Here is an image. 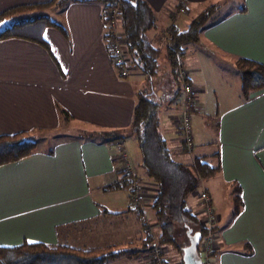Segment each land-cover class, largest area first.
Returning a JSON list of instances; mask_svg holds the SVG:
<instances>
[{
  "label": "crops",
  "instance_id": "obj_1",
  "mask_svg": "<svg viewBox=\"0 0 264 264\" xmlns=\"http://www.w3.org/2000/svg\"><path fill=\"white\" fill-rule=\"evenodd\" d=\"M40 1L48 2L0 0V12ZM144 1L154 14L146 36L167 65L166 52L161 55L166 30H182L200 9L214 8L202 21L198 39L181 44L178 57L195 99L189 115L191 147L183 146L177 129L182 83L174 89L171 77L142 87L145 74L131 64L124 75L118 74L102 35V3L48 5L43 11L61 28L45 25L42 43L22 35L0 37V133L25 130L36 144L42 143L27 155L0 163V246L23 239L82 249L126 242L133 253L100 264H143L136 251L144 250L149 232L129 203L115 149L109 140L75 134L98 128L130 135L126 129L135 94L154 90V96L158 89V132L170 157L190 163L196 156L214 169L185 199L198 217L202 206L196 187L210 196L217 217L210 229V264H264V84L242 87L235 66L237 56L264 66V0ZM27 12L16 11L6 19ZM59 108L69 117L62 119ZM69 120L74 128L64 126ZM140 179L151 201L156 186L145 171ZM143 208L156 232L151 208Z\"/></svg>",
  "mask_w": 264,
  "mask_h": 264
},
{
  "label": "trees",
  "instance_id": "obj_2",
  "mask_svg": "<svg viewBox=\"0 0 264 264\" xmlns=\"http://www.w3.org/2000/svg\"><path fill=\"white\" fill-rule=\"evenodd\" d=\"M67 1L76 0H64L63 4ZM97 1L102 3L103 19L109 8H115L117 18L114 20L113 26L116 27L117 34L124 40L122 49L125 51L127 63L145 74L146 78L151 79L156 71V57L159 50L158 47L151 43L152 41L147 38L145 33L152 25V18H154L150 5L144 0ZM54 3L55 0H48V2H28V4H16L14 7L4 8L0 12V37L7 34L22 35V37L32 38L34 41L42 43L41 34L45 25H57L60 27L55 18L43 11L45 7L54 5ZM211 6L212 4L200 9L197 14L190 17L186 22V28L179 30L178 27L171 26L165 32V40L163 42V47L166 49L165 58L169 61L168 71L172 74V80L176 84L178 81L182 84L185 83L183 81L185 74H181L177 68L180 64L178 61L179 54L183 53L181 44L198 39V30L202 21L210 15ZM29 9H33L34 12L27 16H19L15 20L6 19V16L16 11L26 12ZM180 10L181 8H178V11ZM105 30L102 33L103 38L106 36L107 31L105 32ZM106 46L109 52V47L108 45ZM235 64L242 87L246 84H253L254 86L264 84V66L262 64L254 61V59L241 56L236 57ZM153 91L145 92L141 90L135 94V103L132 104V113L128 122V129L126 130L135 138L136 148L139 151L138 166L143 172L145 171L156 186L153 193L154 196L148 204L157 224V234L154 237V241L156 244L175 246L176 251L180 255V250L183 246L174 240V236L177 237L179 235L177 229L185 231V237H187L185 229L198 230L200 233L199 238L206 235L208 229L212 230L213 225L206 228L199 224V218L186 205L185 199L186 193L198 184V180L211 174L214 169L209 167L208 164L201 162L199 157L196 156L190 163L176 161L170 157L169 149L165 146V139L158 132V101L152 98ZM57 113L60 114L62 119L69 117V114L64 109L59 108ZM25 132V130H21L0 133V163L12 159L15 160L33 150L36 140L28 137ZM76 132L77 134L75 135L81 138L99 139V141L109 140L111 145L118 138L125 137L122 132H115L110 129L105 131L98 128L92 130L82 128ZM114 154H116V149ZM123 185L125 184L123 183ZM147 235L149 239L152 237L150 232ZM130 244L126 242L112 243L104 247L82 249L70 247L63 243L49 245L39 240L29 241L23 239L19 243H14V245L0 246V264H100L110 261L113 257L123 255V253H133L134 251ZM144 244V249H149L152 246L150 243L147 244L148 246L146 243ZM198 247L199 242L195 248L197 253ZM210 249L208 251L209 256L211 255ZM180 263L181 255L177 261V264Z\"/></svg>",
  "mask_w": 264,
  "mask_h": 264
},
{
  "label": "built area",
  "instance_id": "obj_3",
  "mask_svg": "<svg viewBox=\"0 0 264 264\" xmlns=\"http://www.w3.org/2000/svg\"><path fill=\"white\" fill-rule=\"evenodd\" d=\"M105 13V12H104ZM105 17L102 20L104 23V28L106 29V40L109 47V52L111 54L110 60L116 65V69L120 75H124L129 68V63H127V58L125 57V51L122 49V44L124 40L117 34V29L114 27L113 23L116 20L115 8H109L104 14ZM178 71L181 74H185L181 66H178ZM191 85L187 83L182 84V103L180 107V113L178 114V133L181 135V140L186 148L191 147L192 133H190L191 123L189 121L190 111L194 108L195 99L191 92ZM123 138H118L114 141L112 146L116 149V154H114V159L118 163L117 170L121 172L123 183L127 188V196H129V203L131 207L136 208L137 215L140 220L146 221L144 226L145 229H149V222L145 220L144 217V206L149 204L148 196L146 195V185L140 179L134 168V163L129 159L127 155L126 148H124ZM196 192L198 198L201 202V211L198 213L199 224L202 226L211 227L217 221V217L214 213L213 205L210 203V196L208 193L202 189L201 186L196 187ZM154 193V191H153ZM152 200V199H151ZM213 233L208 229L207 234L202 238H199L198 254L200 255L201 264H210V256L208 254L209 249L213 244ZM145 258L143 264H165L164 256H162V246L154 245L147 249L145 253Z\"/></svg>",
  "mask_w": 264,
  "mask_h": 264
},
{
  "label": "rangeland",
  "instance_id": "obj_4",
  "mask_svg": "<svg viewBox=\"0 0 264 264\" xmlns=\"http://www.w3.org/2000/svg\"><path fill=\"white\" fill-rule=\"evenodd\" d=\"M63 2H64V0H55V3H54V5H55V7L56 6H58L59 8H61L62 6H63ZM204 6H206V5H204ZM203 6V7H204ZM212 9H214V8H212ZM212 9H210V10H212ZM224 9H226L225 7H223V8H221L219 11L222 13L223 11H224ZM45 10V9H44ZM216 10V9H215ZM30 11H32V10H28V12L27 13H30ZM34 11V10H33ZM228 11V10H227ZM104 24V23H103ZM162 52H161V55H163L164 54V51L166 52V49L163 47L162 48ZM160 55V56H161ZM157 58H158V60H157ZM160 60H162V57H156V62H157V67H156V71H155V73L152 75V77H151V79H148V78H146V76L145 75H141V85H142V87H146V88H149L150 86H148V85H151L152 84V86H153V84H156L157 83V85L159 84L160 85V83H167V79H170V81H171V77H173L172 76V74H170L169 73V64L167 65V63L165 62V61H160ZM178 68V67H177ZM235 69V68H234ZM226 71H228V70H226ZM235 71V70H234ZM237 72V71H236ZM228 73H230L231 74V72L230 71H228ZM143 74V73H142ZM180 77V76H179ZM148 83H150V84H148ZM174 84V89H176L177 90V88H178V85L175 83V82H173ZM226 83V86H231L232 84L231 83H229V82H225ZM162 88H163V91H164V87L162 86ZM218 90V89H217ZM162 91V92H163ZM157 92H158V89H157ZM155 93V95L153 96V94H152V98H154V99H156V100H159V99H161V96H159V93ZM219 92V91H218ZM219 93H221V92H219ZM213 96L214 97H216L214 94H213ZM215 99V98H214ZM215 103V102H214ZM214 103H213V101H212V103H211V105H210V103H209V106H211V108L214 106ZM72 124V122L69 120V121H67L65 124H64V126H67L66 128H68L69 127V125H71ZM69 128H74V127H69ZM70 130H73V129H70ZM67 133H71V131L69 132V131H66ZM125 137H124V141H123V143H124V148H126V151H127V155H128V157H129V159L130 160H132V162L135 164L134 165V168H135V171L137 172V174L140 176V178H141V175L143 174V172H141L142 170H141V168L137 165L136 166V163H137V159H138V153H139V151H138V148H136V144H135V138H134V136H132L131 134L130 135H124ZM41 142H38L36 145L38 146V147H40L41 146ZM144 177V176H143ZM147 211H148V209H146ZM178 230V236L177 237H175L174 236V240L177 242V243H180L182 246H184L186 243H187V237H185L186 235H185V231H183L182 229H177ZM148 232H150L151 233V235H152V237H150V239H149V237H148V235H147V238H146V241H145V243H146V245L148 244V243H150L152 246H154V245H160V246H162V256H164L165 257V259H166V261L164 262L165 264H177V261L179 260V258H180V255H179V253L176 251V249H175V246H172V245H168V244H156V242L154 241V237L156 236V234H157V232H155V229H152V228H150V229H148ZM175 235V234H174ZM151 246V247H152ZM148 249V248H147ZM147 249H142V250H137L136 252V254H137V256L139 257V259H143L144 260V258H145V253L147 252ZM164 259V258H163Z\"/></svg>",
  "mask_w": 264,
  "mask_h": 264
},
{
  "label": "water",
  "instance_id": "obj_5",
  "mask_svg": "<svg viewBox=\"0 0 264 264\" xmlns=\"http://www.w3.org/2000/svg\"><path fill=\"white\" fill-rule=\"evenodd\" d=\"M187 233V243L181 248V263L180 264H201L200 255L197 253L195 248L197 247V241L199 239V231H191L185 229Z\"/></svg>",
  "mask_w": 264,
  "mask_h": 264
}]
</instances>
